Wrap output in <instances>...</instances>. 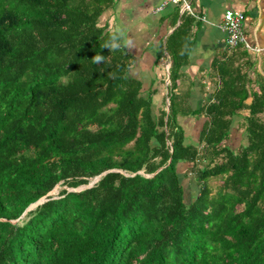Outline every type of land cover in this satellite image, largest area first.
Instances as JSON below:
<instances>
[{
  "label": "trees",
  "instance_id": "16d2710c",
  "mask_svg": "<svg viewBox=\"0 0 264 264\" xmlns=\"http://www.w3.org/2000/svg\"><path fill=\"white\" fill-rule=\"evenodd\" d=\"M113 3L0 0V264H264V89L248 104L244 75L221 71L215 101L191 113L184 14L164 50L169 110L155 113L103 22ZM245 109L247 143L233 148ZM193 114L208 117L197 140Z\"/></svg>",
  "mask_w": 264,
  "mask_h": 264
},
{
  "label": "crops",
  "instance_id": "0c3cea01",
  "mask_svg": "<svg viewBox=\"0 0 264 264\" xmlns=\"http://www.w3.org/2000/svg\"><path fill=\"white\" fill-rule=\"evenodd\" d=\"M188 1L194 14L171 0H114L106 10L103 22L119 34L132 57L129 75L142 81L144 95L152 96L155 113L164 104L169 110L167 94L171 81V58L164 50L169 35L180 25L185 14L193 19V44L187 63L181 68L178 89L187 99L191 113L215 101L217 88L223 84L221 71L231 73L233 77L244 75L243 89L249 90L245 102L250 104L252 92L264 89V0ZM163 3L166 4L161 7ZM227 9L244 12L246 41L256 50H249L243 44L236 47L227 44V34L223 29ZM238 85L241 87L243 81ZM248 114L245 109L232 117L231 136L227 144L233 148L247 143L242 123ZM182 120L187 136L197 140L208 117L193 114L184 116ZM188 169V163L179 166L182 175ZM183 181L185 198L191 200L198 194V191L193 194L190 187L192 181L196 184V180L189 176Z\"/></svg>",
  "mask_w": 264,
  "mask_h": 264
},
{
  "label": "built area",
  "instance_id": "2783aa9c",
  "mask_svg": "<svg viewBox=\"0 0 264 264\" xmlns=\"http://www.w3.org/2000/svg\"><path fill=\"white\" fill-rule=\"evenodd\" d=\"M174 3H180L184 10L191 12V5L188 0H171ZM166 3H163V7ZM245 20V14L242 11L227 9L224 13V26L223 29L226 32V42L230 47H236L240 44L245 45L247 49L256 50L247 41L244 34L243 24ZM258 49V48H257Z\"/></svg>",
  "mask_w": 264,
  "mask_h": 264
},
{
  "label": "water",
  "instance_id": "95a60500",
  "mask_svg": "<svg viewBox=\"0 0 264 264\" xmlns=\"http://www.w3.org/2000/svg\"><path fill=\"white\" fill-rule=\"evenodd\" d=\"M111 170H120V169H111ZM108 171H110V170L104 171V172L101 173L100 175H97L96 177H94V179L92 180V182H91L90 184H88V185H86V186H81V187L76 188V189L78 190V189L85 188V187H87V186H91L94 182H96L97 180H99V178L101 177V175H104V174L107 173ZM120 171L123 172V170H120ZM139 172H142V171H139ZM147 176H148V175H147ZM69 189H72V188H69ZM50 192H51V191H50ZM50 192L48 193V195L50 194ZM45 200H47V195L41 197L40 199H38L37 201H35L34 203H32V204L27 208V210L33 208L34 206H36L37 204H39V203H41V202H43V201H45ZM27 210H26V211H27ZM26 211H25V212H26ZM25 212H24L21 216H23V215L25 214ZM15 221H16V220H13V222H15Z\"/></svg>",
  "mask_w": 264,
  "mask_h": 264
},
{
  "label": "rangeland",
  "instance_id": "374dc122",
  "mask_svg": "<svg viewBox=\"0 0 264 264\" xmlns=\"http://www.w3.org/2000/svg\"><path fill=\"white\" fill-rule=\"evenodd\" d=\"M183 119V118H182ZM213 182L216 183V180H214ZM193 185L191 184V190L193 191V194L196 193L198 191L197 185L195 184V182H193ZM67 188L66 185H63L61 183H59L51 192L49 195H53V196H57L58 193L60 192L61 189ZM193 198H195V196H193Z\"/></svg>",
  "mask_w": 264,
  "mask_h": 264
}]
</instances>
